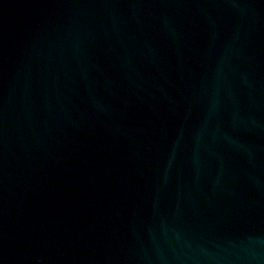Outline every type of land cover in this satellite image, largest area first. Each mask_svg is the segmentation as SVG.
<instances>
[{"label": "water", "instance_id": "1", "mask_svg": "<svg viewBox=\"0 0 264 264\" xmlns=\"http://www.w3.org/2000/svg\"><path fill=\"white\" fill-rule=\"evenodd\" d=\"M0 264H264V0H0Z\"/></svg>", "mask_w": 264, "mask_h": 264}]
</instances>
